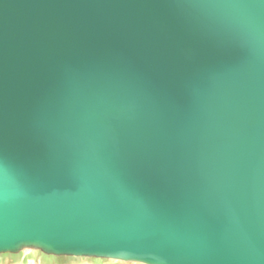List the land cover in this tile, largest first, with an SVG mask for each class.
I'll list each match as a JSON object with an SVG mask.
<instances>
[{
    "label": "water",
    "instance_id": "water-1",
    "mask_svg": "<svg viewBox=\"0 0 264 264\" xmlns=\"http://www.w3.org/2000/svg\"><path fill=\"white\" fill-rule=\"evenodd\" d=\"M0 242L264 264V0H0Z\"/></svg>",
    "mask_w": 264,
    "mask_h": 264
},
{
    "label": "snow or ice",
    "instance_id": "snow-or-ice-1",
    "mask_svg": "<svg viewBox=\"0 0 264 264\" xmlns=\"http://www.w3.org/2000/svg\"><path fill=\"white\" fill-rule=\"evenodd\" d=\"M12 248L14 247L10 244L0 242V248ZM45 247L46 251H54V252H70V255L67 257L68 260H73L75 258H79L83 261V264H105V262H112V264H122L124 261H134V260H144V259H137L131 258L130 254L126 251L120 249H110L106 250V252H114L115 254H97L96 252H87V251H69L65 250L64 248H52L49 246ZM46 260H56L55 256L52 257H45ZM63 257L58 262V264H62Z\"/></svg>",
    "mask_w": 264,
    "mask_h": 264
},
{
    "label": "rangeland",
    "instance_id": "rangeland-1",
    "mask_svg": "<svg viewBox=\"0 0 264 264\" xmlns=\"http://www.w3.org/2000/svg\"><path fill=\"white\" fill-rule=\"evenodd\" d=\"M53 255L45 254L39 250L25 249L17 253H0V264H58L63 257L62 264H83L79 258L68 260V256H55L56 260H46L45 257ZM130 264V263H122Z\"/></svg>",
    "mask_w": 264,
    "mask_h": 264
},
{
    "label": "clouds",
    "instance_id": "clouds-1",
    "mask_svg": "<svg viewBox=\"0 0 264 264\" xmlns=\"http://www.w3.org/2000/svg\"><path fill=\"white\" fill-rule=\"evenodd\" d=\"M105 264H112V262H105Z\"/></svg>",
    "mask_w": 264,
    "mask_h": 264
}]
</instances>
